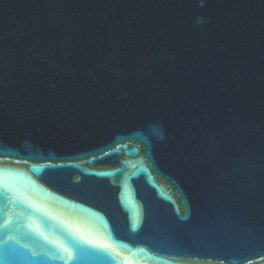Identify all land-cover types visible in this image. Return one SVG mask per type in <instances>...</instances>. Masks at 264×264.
Returning <instances> with one entry per match:
<instances>
[{
	"label": "water",
	"instance_id": "1",
	"mask_svg": "<svg viewBox=\"0 0 264 264\" xmlns=\"http://www.w3.org/2000/svg\"><path fill=\"white\" fill-rule=\"evenodd\" d=\"M7 264H264V0H0Z\"/></svg>",
	"mask_w": 264,
	"mask_h": 264
},
{
	"label": "snow or ice",
	"instance_id": "2",
	"mask_svg": "<svg viewBox=\"0 0 264 264\" xmlns=\"http://www.w3.org/2000/svg\"><path fill=\"white\" fill-rule=\"evenodd\" d=\"M5 225H0V228H3L6 226ZM8 261V250H7V245H0V264H7Z\"/></svg>",
	"mask_w": 264,
	"mask_h": 264
}]
</instances>
